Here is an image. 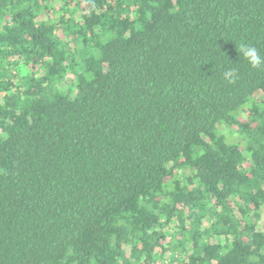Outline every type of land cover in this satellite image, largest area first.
I'll return each mask as SVG.
<instances>
[{
	"label": "trees",
	"instance_id": "1",
	"mask_svg": "<svg viewBox=\"0 0 264 264\" xmlns=\"http://www.w3.org/2000/svg\"><path fill=\"white\" fill-rule=\"evenodd\" d=\"M241 44L264 0H0V264H264Z\"/></svg>",
	"mask_w": 264,
	"mask_h": 264
},
{
	"label": "clouds",
	"instance_id": "2",
	"mask_svg": "<svg viewBox=\"0 0 264 264\" xmlns=\"http://www.w3.org/2000/svg\"><path fill=\"white\" fill-rule=\"evenodd\" d=\"M239 53L240 55L243 56V58L245 60L248 61V63L253 67V68H259L262 65H264V57H262L257 49L253 46H249V45H243L241 44L239 47ZM226 78H234L236 73L235 70H229L228 72H226L225 74Z\"/></svg>",
	"mask_w": 264,
	"mask_h": 264
},
{
	"label": "rangeland",
	"instance_id": "3",
	"mask_svg": "<svg viewBox=\"0 0 264 264\" xmlns=\"http://www.w3.org/2000/svg\"><path fill=\"white\" fill-rule=\"evenodd\" d=\"M262 96H264V93L262 94ZM260 223H264V207L261 209Z\"/></svg>",
	"mask_w": 264,
	"mask_h": 264
}]
</instances>
